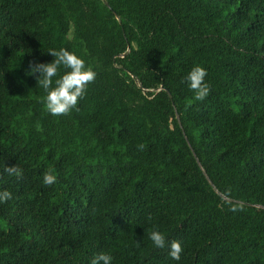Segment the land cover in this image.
Here are the masks:
<instances>
[{
    "label": "trees",
    "instance_id": "16d2710c",
    "mask_svg": "<svg viewBox=\"0 0 264 264\" xmlns=\"http://www.w3.org/2000/svg\"><path fill=\"white\" fill-rule=\"evenodd\" d=\"M59 48L96 76L53 117L29 69ZM4 190L0 264H264V0H0Z\"/></svg>",
    "mask_w": 264,
    "mask_h": 264
},
{
    "label": "clouds",
    "instance_id": "9594fccd",
    "mask_svg": "<svg viewBox=\"0 0 264 264\" xmlns=\"http://www.w3.org/2000/svg\"><path fill=\"white\" fill-rule=\"evenodd\" d=\"M48 53L54 57L49 63H36L29 69V74L35 75L37 85L44 92L43 103L46 111L53 117L66 115L78 106V101L85 95L87 86L94 81L96 72L88 66L85 60L65 48L50 49ZM206 70L200 65H194L185 76L189 90L194 99L201 101L209 94V85L205 82ZM5 171L9 175H20V169L8 166ZM57 177L51 173L43 176L44 185H53ZM12 198L11 192H0V203ZM149 239L156 248L167 245L168 256L179 262L183 251L179 241L167 242L166 236L160 230L149 233ZM112 255L100 253L95 256L91 264H111Z\"/></svg>",
    "mask_w": 264,
    "mask_h": 264
},
{
    "label": "water",
    "instance_id": "95a60500",
    "mask_svg": "<svg viewBox=\"0 0 264 264\" xmlns=\"http://www.w3.org/2000/svg\"><path fill=\"white\" fill-rule=\"evenodd\" d=\"M105 4L107 5V3L105 2ZM108 6V5H107ZM109 7V6H108ZM168 95H169V97H171V95H170V93L168 92Z\"/></svg>",
    "mask_w": 264,
    "mask_h": 264
}]
</instances>
